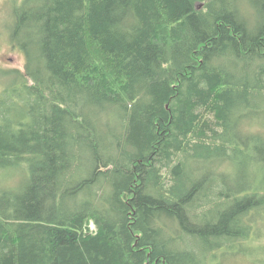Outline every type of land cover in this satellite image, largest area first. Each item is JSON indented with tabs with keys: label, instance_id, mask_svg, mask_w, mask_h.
<instances>
[{
	"label": "trees",
	"instance_id": "trees-1",
	"mask_svg": "<svg viewBox=\"0 0 264 264\" xmlns=\"http://www.w3.org/2000/svg\"><path fill=\"white\" fill-rule=\"evenodd\" d=\"M13 12L0 171L27 181L0 188V264H214L264 240V0Z\"/></svg>",
	"mask_w": 264,
	"mask_h": 264
},
{
	"label": "rangeland",
	"instance_id": "rangeland-1",
	"mask_svg": "<svg viewBox=\"0 0 264 264\" xmlns=\"http://www.w3.org/2000/svg\"><path fill=\"white\" fill-rule=\"evenodd\" d=\"M21 2L22 0H0V95L7 87L9 88L17 84L16 74L10 73L11 70H24L25 68L26 56L18 46L14 45L15 43H13L11 39L14 25L13 9L16 4H20ZM250 117L252 121L259 122V125H255L256 130H262V128H264V111H260L259 114ZM6 174H8L7 177L13 175V189L19 188L27 181H25L24 170L6 169L0 171V177ZM4 186L0 178V188ZM93 224L94 223H92L91 226ZM260 232L264 234V226L263 228L260 226ZM247 245L250 246V248H247L244 252L241 250L243 254L238 253L230 257L224 256L225 254L220 255L218 258L221 260H216L214 264H264V240L261 238L254 244H249V242H247ZM222 252L218 254H222Z\"/></svg>",
	"mask_w": 264,
	"mask_h": 264
},
{
	"label": "bare ground",
	"instance_id": "bare-ground-1",
	"mask_svg": "<svg viewBox=\"0 0 264 264\" xmlns=\"http://www.w3.org/2000/svg\"><path fill=\"white\" fill-rule=\"evenodd\" d=\"M7 176H8V174H7V175H1L0 178H1V181L3 182V184H6V183H7V184L9 185V184H11V182H10L9 180H11V178H13V175L10 176V177H7ZM13 183H14V182H13ZM9 188H12V187H9ZM92 223H94V221H93V220H90V223H89V226H88L91 232H93V230H94V231L96 230V225H95V223L91 226ZM94 225H95V226H94ZM91 228H92L93 230H92Z\"/></svg>",
	"mask_w": 264,
	"mask_h": 264
}]
</instances>
